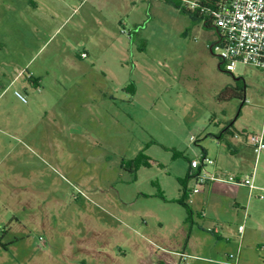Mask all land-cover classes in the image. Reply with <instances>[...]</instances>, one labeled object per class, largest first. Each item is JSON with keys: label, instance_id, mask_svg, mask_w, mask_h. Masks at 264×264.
Instances as JSON below:
<instances>
[{"label": "rangeland", "instance_id": "rangeland-1", "mask_svg": "<svg viewBox=\"0 0 264 264\" xmlns=\"http://www.w3.org/2000/svg\"><path fill=\"white\" fill-rule=\"evenodd\" d=\"M32 1L0 0V25L8 27V5ZM34 1L65 25L32 61L0 51V264H96L89 247L105 244L158 245L186 253L191 264L237 255L238 227L264 226V201L244 207L247 187L220 182L193 193L189 174L191 161L206 156L209 172L245 176L256 168L264 187V152L258 161L251 148L233 154L232 136L218 138L227 127L264 132V70L220 68L219 52L208 47L214 30L166 0ZM88 40L106 73L65 59L68 46ZM30 76L47 88L36 89ZM237 83L245 101H220ZM17 90L49 104L28 110ZM54 117L69 118L58 134ZM263 262L264 250L245 242L240 264Z\"/></svg>", "mask_w": 264, "mask_h": 264}, {"label": "crops", "instance_id": "crops-1", "mask_svg": "<svg viewBox=\"0 0 264 264\" xmlns=\"http://www.w3.org/2000/svg\"><path fill=\"white\" fill-rule=\"evenodd\" d=\"M191 1H200V0H191ZM30 5H27L24 7L17 6V5H14V6L8 5L7 8L5 9V11L7 12H5L4 14V15L7 14L8 27L5 26L4 28L0 25V37L3 36V38L0 39V51L7 53V55H9L10 57H13L16 54H22L24 55L27 61L28 60L32 61L43 50V48L47 44L53 43L55 35L65 25V23H58L55 21V18L58 17V14L53 7L50 6L47 8L48 15L45 17L44 15L45 11H43L42 4L35 2L33 0ZM45 18H48V19H45ZM205 28L213 29L211 27H205ZM213 30L215 32L216 37L208 42V47L211 52L212 50L210 46L215 44L218 39V32L215 29ZM10 32H12L11 34L20 36V39L18 40L19 41L18 48H16V44L18 41L15 38H11L9 36ZM59 43H62V42L58 41L56 43L57 48L58 46H60ZM79 45H81L79 48H82V50L79 52V54H76L75 48L78 47ZM78 46H75V45L68 46V47H71V49H70V52L65 55V59L69 61L70 65L74 67H78V68L88 67V68H92L96 70L99 69L98 68V65H99L100 69H102V71L104 70L103 72L106 73L105 72L106 64L103 63V60L105 59V57H101V55L99 54L92 53L94 47L90 40H88V42L78 44ZM57 48L55 50H57ZM83 53H86L87 55L86 58H83L81 56ZM115 58L119 60V55H117V57ZM44 72L47 73L48 70H44L43 73ZM29 80L30 82H32V85L35 88L37 85L40 87V90L47 88L46 83L42 82L41 77L36 78V77L30 76ZM14 82H15V79L11 80V82L8 84L7 87H10ZM42 84L45 85L44 86L45 88H42L43 87ZM233 86L234 85H231V87ZM137 91H138L137 88L134 87V91L132 93L136 94ZM24 104L26 105L25 107L28 110H31L32 107L46 108L49 103L46 101V99L43 98V99H38V101H34V102L28 101L27 103H24ZM60 104L61 102H55V107L57 108L58 105ZM66 120H69V118L61 119L59 117H54L52 119L53 124L55 125L54 126L55 129H52V131L54 130L53 133L58 134L59 128L57 125H59V123H64ZM68 130H69V127L67 126V128L62 129V132L68 136ZM236 133L238 132H235L234 134ZM232 139H233V142H230L231 147L230 149L229 148L228 149L233 154H239L240 152H242V149L244 148H251L245 141H238L234 138V136H232ZM261 154L259 155V157L256 156L257 161L259 160ZM217 170L226 171L220 167ZM253 172H255V177H254L255 185L258 188L264 189V187H261L258 184H256V179H255L256 178V168L248 174H252ZM222 173H227V172H222ZM229 174H232V173H229ZM234 175L244 176V175H239V173L234 174ZM211 184L212 183L203 186L202 190L204 191L205 189H208V187ZM247 189L249 190V200L246 202V204H243V205H246L244 207L248 208V206L249 207L252 206V202L250 203V200L253 197L258 198L261 201H264V199L262 200L259 198L260 195H264V194L256 195V192H261L262 190H254L251 192L248 187ZM210 191H212V189H210ZM262 205L264 206L263 203ZM249 220L250 222H253L251 220V216ZM212 233L214 235L220 236L219 232L218 233L212 232ZM245 242H247V244L251 245L252 247H255L256 245L258 248H260L261 251H263L264 250V226L260 224L259 222L255 221L251 229L248 230L245 227L242 241L240 240V236H239V252H238L240 253L239 262L241 260V249ZM89 251L92 257H94L96 264H176L179 259L177 254L184 253L180 251L164 249L158 245H151V246L143 247V246H139L135 244H131L130 246L127 247L126 250H122V248H120L117 245L112 246V245L105 244L98 248L95 246L89 247ZM229 255L230 254H225L221 256V258L218 259V261H227ZM186 263L191 264L189 256L186 260Z\"/></svg>", "mask_w": 264, "mask_h": 264}, {"label": "built area", "instance_id": "built-area-1", "mask_svg": "<svg viewBox=\"0 0 264 264\" xmlns=\"http://www.w3.org/2000/svg\"><path fill=\"white\" fill-rule=\"evenodd\" d=\"M184 7L201 18L203 26L208 24L218 32V39L210 46L212 52L218 51V57L223 67L228 72H234L239 64L253 66L264 70V0H219L210 5L200 1L182 0ZM86 58V53L81 55ZM34 84V83H33ZM36 88L40 90L37 85ZM15 96L23 103H27V97L19 90ZM238 141H245L254 151L257 157L264 152V132L234 134ZM214 165L212 159L204 156L201 161H191V170L196 186L193 193L210 183L220 182L231 185L246 186L250 191L262 190L254 183L255 172L245 176H236L229 173H215L207 170L208 166ZM264 199V195H260ZM211 232L218 231L216 229ZM245 226L238 227L240 240L243 239ZM176 264H187L188 255L178 253ZM239 255L230 254L227 261L221 264H240Z\"/></svg>", "mask_w": 264, "mask_h": 264}, {"label": "trees", "instance_id": "trees-1", "mask_svg": "<svg viewBox=\"0 0 264 264\" xmlns=\"http://www.w3.org/2000/svg\"><path fill=\"white\" fill-rule=\"evenodd\" d=\"M166 1L173 3L179 9H181L182 12L190 15L194 20L198 21L199 23L201 22V18L199 17L197 13L191 12L184 7L182 0H166ZM216 1H219V0H200L201 3L206 4V5H210ZM205 27H210V26H208V24H205ZM219 66L220 68H223V65L221 62ZM129 88L131 92L134 91L133 84H131ZM245 92H246V86L244 85V83L243 84L237 83L233 87L231 86L225 87L220 93V101H229L232 98H238V99L245 101ZM227 136H234V132L231 130L230 127H227L226 130L218 138L221 140L226 139L227 141ZM227 146L230 149L231 143L229 141H227ZM189 178H193L192 170L189 174ZM187 200H188V192L186 189H184L182 204L188 208ZM189 216H190V220L192 221V217H191L192 211L191 210H189Z\"/></svg>", "mask_w": 264, "mask_h": 264}]
</instances>
